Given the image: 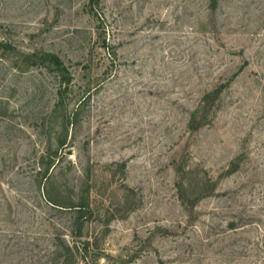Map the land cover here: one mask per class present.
<instances>
[{
	"label": "rangeland",
	"instance_id": "obj_1",
	"mask_svg": "<svg viewBox=\"0 0 264 264\" xmlns=\"http://www.w3.org/2000/svg\"><path fill=\"white\" fill-rule=\"evenodd\" d=\"M88 1L0 0V264H264V0Z\"/></svg>",
	"mask_w": 264,
	"mask_h": 264
},
{
	"label": "trees",
	"instance_id": "obj_2",
	"mask_svg": "<svg viewBox=\"0 0 264 264\" xmlns=\"http://www.w3.org/2000/svg\"><path fill=\"white\" fill-rule=\"evenodd\" d=\"M101 0H89L88 4L90 6V8L94 9L95 5L99 4ZM42 60L45 61V63H47L48 67L50 69L56 70L59 72L60 74V81H61V85L63 83H66V87L60 86L58 89V93L61 95V97L63 98L65 96L66 90H67V86H69V83L71 82V75L69 72L68 67L64 64L63 60L57 55V54H44L42 56ZM229 82H225L220 84V86H218L215 91L216 92H220L224 87H226L228 85ZM47 200L51 201V197L50 194L48 192V196H46ZM81 215H91L92 214V210L89 206L86 205V208L81 207Z\"/></svg>",
	"mask_w": 264,
	"mask_h": 264
},
{
	"label": "water",
	"instance_id": "obj_3",
	"mask_svg": "<svg viewBox=\"0 0 264 264\" xmlns=\"http://www.w3.org/2000/svg\"><path fill=\"white\" fill-rule=\"evenodd\" d=\"M68 153H71V150H69Z\"/></svg>",
	"mask_w": 264,
	"mask_h": 264
}]
</instances>
